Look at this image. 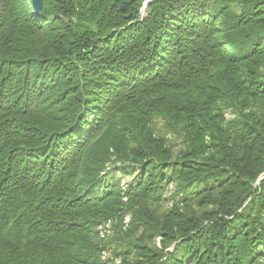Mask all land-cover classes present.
Masks as SVG:
<instances>
[{
  "label": "trees",
  "instance_id": "obj_1",
  "mask_svg": "<svg viewBox=\"0 0 264 264\" xmlns=\"http://www.w3.org/2000/svg\"><path fill=\"white\" fill-rule=\"evenodd\" d=\"M145 2L0 0V264H264V0Z\"/></svg>",
  "mask_w": 264,
  "mask_h": 264
},
{
  "label": "rangeland",
  "instance_id": "obj_2",
  "mask_svg": "<svg viewBox=\"0 0 264 264\" xmlns=\"http://www.w3.org/2000/svg\"><path fill=\"white\" fill-rule=\"evenodd\" d=\"M147 6H148V3H144L143 4V7L141 8V10H140V16L142 17V18H145L146 17V8H147ZM227 116H228V114H227ZM169 145H172V146H174L175 148H177V147H179V145H180V143H179V141L175 138V137H171V139H169ZM136 175H138V173L136 174ZM136 177V176H135ZM134 180V177H128V178H124V181L122 180V186H124V188L127 186V184L128 183H131L132 181ZM169 207H170V202H166L164 205H163V209L164 210H167V209H169ZM129 213L125 216V222H128V219H129ZM104 229H105V233L107 234V235H110L111 234V231L109 230V228L108 227H104V226H101V227H99L98 228V231H99V233H101L102 235H101V237H104ZM156 243L158 244L159 243V240H156ZM107 249V251L104 253V255H103V260H105L106 258H109L110 257V252H109V247H107L106 248ZM109 264H118V261H116L115 263H112V262H109Z\"/></svg>",
  "mask_w": 264,
  "mask_h": 264
},
{
  "label": "water",
  "instance_id": "obj_3",
  "mask_svg": "<svg viewBox=\"0 0 264 264\" xmlns=\"http://www.w3.org/2000/svg\"><path fill=\"white\" fill-rule=\"evenodd\" d=\"M148 2H149V0H148ZM148 2H146V3H148ZM30 4H31V8L33 9V12H34L35 14L38 15V14L41 13L42 8H43V0H30ZM126 6H127V3H124V4L120 7L121 11H124L125 8H126Z\"/></svg>",
  "mask_w": 264,
  "mask_h": 264
}]
</instances>
